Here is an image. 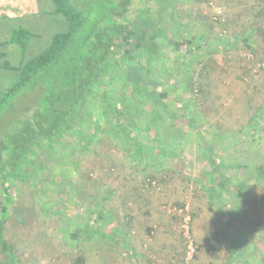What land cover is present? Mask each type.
<instances>
[{"label": "rangeland", "instance_id": "obj_1", "mask_svg": "<svg viewBox=\"0 0 264 264\" xmlns=\"http://www.w3.org/2000/svg\"><path fill=\"white\" fill-rule=\"evenodd\" d=\"M235 1L157 0L166 11L163 17L158 4L132 0L125 20L130 28L113 47L131 56L132 43H137L148 72L159 76L167 90L169 108L196 116L205 128L201 137L132 92L123 76L125 61L109 62L113 55L106 52L104 32L97 30L100 21H115L116 4H109L102 15V3L95 0L97 29L89 46L97 50L95 42L101 41L102 46L100 56L88 62L91 68L112 66L99 72L91 88L95 93L72 116L65 134L70 135L40 141L33 147L32 165L0 182L3 238L20 248L21 264H238L242 259L261 264L264 235L250 231L264 226L249 222H264V208H250L264 195V178H257V168L264 164V66L259 65L264 63V40L248 34L264 28V0H246L242 17L236 19ZM147 6L151 15L143 9ZM248 6L252 9L246 11ZM43 13L29 28L42 38L34 58L52 35L68 27L65 19ZM161 19L168 40L149 26L137 33L140 22ZM245 37L254 46L231 44ZM18 38L25 40L26 35ZM30 40L32 48L38 40ZM15 70L0 77L2 99L9 100L8 107L2 101L0 107V157L32 135L43 138L49 127L41 106L44 86L33 89L31 80L16 95H6L19 81L20 70ZM202 138L214 146L215 160L227 165L221 176L206 160ZM27 148L15 152L26 154ZM219 181L225 189L213 200L209 191L218 190ZM238 183L246 186L241 196L233 188ZM187 217L195 253L186 262L182 226ZM220 222H230L229 228ZM240 222H247V228ZM85 230L99 236L89 238ZM71 234L78 236L74 240ZM241 248L247 253L237 260ZM3 259L0 254V263Z\"/></svg>", "mask_w": 264, "mask_h": 264}, {"label": "trees", "instance_id": "obj_2", "mask_svg": "<svg viewBox=\"0 0 264 264\" xmlns=\"http://www.w3.org/2000/svg\"><path fill=\"white\" fill-rule=\"evenodd\" d=\"M139 1H145L146 4L149 3L156 6L158 4L157 0ZM94 2L95 0H81V2L77 1L75 3L71 2L70 0H51L54 13L56 15L62 16L67 22V30L52 35L51 41L46 49L35 56L34 59L29 60L19 68V81L14 83L6 91V95L8 96H13L14 94L16 95L26 84L31 82V80H34L35 82L33 89L35 88L42 90V87L44 86L46 88H44L45 91L43 92L45 101L41 106L43 109L42 113L46 114V117H44L43 121H45L46 124H49V127L46 128V135L43 136V138L36 139L35 136L32 135L33 137L31 139L26 140L25 145L28 148L25 149V151L29 150L28 153H22L18 155L16 154V149L19 147L24 148L25 145L22 144L20 146L18 145V147L13 146V154L11 151L7 153L5 157L4 155H1L0 161H2L0 163V182L2 179H8L10 175L12 176L14 171H16L18 168L32 165V156L34 154L33 147H36L40 141L45 139L53 140L54 138L58 139L65 136L68 137L70 135H65L69 133L71 128L70 120L80 107V104L83 101L88 100L90 96L95 93L91 88L93 87L92 84L97 80V75L99 72H104L109 69V67L112 66L111 63L114 61L117 62L118 60L125 61V69L123 74L124 80L128 86H130L134 94H140L143 100L146 102H151L152 105L160 108L169 118L174 119L175 122L179 123L186 132H192L196 135L198 134L201 137H204L203 130L205 128L202 126L200 120L196 116L191 115L190 117H187L181 113H176L169 108L166 99L167 90H165L163 87V83L159 76H154V74L148 72L147 67L143 64L139 56V49L135 47V44L137 43H132L130 51L131 56L116 52V49L113 48L116 46L115 43L117 38L125 34L127 29L130 28L129 25H126L125 20L127 19L126 13L128 12V7L132 3V0H99V2L102 3V8H97L101 10L100 12H102V15H105L109 4H116V13L114 15L115 21L111 20V22L107 23V25L105 22L100 21V29L96 28V9L93 4ZM143 9H145V11L150 15L153 13V10L148 6ZM158 9L163 12V17H167L166 11L162 10V8L160 9L159 4ZM118 20L123 21V23L119 22ZM162 22L163 19H161V21H155L152 24H148V22H140L139 25H136V30L138 32L135 31V33L137 32L138 34H141V30L146 29L147 26H149L155 29L154 34L156 36H162L163 39L168 40L166 35L163 33V27L160 26ZM110 28L113 30H110ZM96 29L104 32L103 40H105V48L107 49L106 52L112 54L114 59H112L110 56L111 61L109 62L111 63L109 65L99 67L93 66L91 68L88 59L90 57L96 58L101 54L99 48L102 46V41L100 43L95 42L98 44L97 50L93 45L89 46L92 42H94L93 34ZM252 29L250 30L248 37L251 34L252 37L254 36L257 39L264 40V28L257 27L253 30ZM19 34H26V31L21 30ZM109 35L115 36V41L111 39ZM129 35H131V33L127 35L126 40L128 41L126 43L130 45L131 38L129 37L131 36ZM134 35L135 34H133L132 37H135ZM108 37L109 39H107ZM123 37H125V35H123ZM248 37L240 39L239 41H232L231 44H242L246 45L247 48H250L254 45L248 43ZM98 38L100 39V37ZM20 43L25 46L24 40H20ZM165 74V72H157L156 75H161L164 78ZM152 88H156L158 92H155ZM1 101L4 104V108L9 106V100L6 98H3ZM3 104L0 102V107L1 105L3 107ZM53 120L55 121L54 123ZM71 131L73 130L71 129ZM119 140L120 139H118V141ZM202 141L204 144L203 149L207 153L206 160L213 166L214 174L221 176V169L225 168L227 165L222 164L221 162L218 163L212 154L214 146L208 144L205 138H202ZM86 142L88 141L86 140L84 143ZM120 142L123 146H126V139L123 138L120 140ZM31 152L32 154H30ZM130 153L131 152L129 151V154ZM257 170V178H264V164L260 165ZM153 178L155 177L151 176V180H153ZM225 184L229 185L230 183L228 182ZM245 187L246 186L243 183L233 185L234 190L237 192V196H241L243 194ZM218 188V190L213 189L209 191V196L211 199H217L218 196L223 193L225 185L219 181ZM3 190H5V187ZM7 191L8 190L6 189L4 192L7 193ZM261 203L264 204V198L262 199ZM3 226V220H0V254L1 256H4V259L0 264H21L20 248H15L6 243L2 234ZM84 233H88L86 235L91 237L95 236L97 232L94 231V233L91 234V231L85 230ZM103 235L104 237L107 236L105 234ZM77 236L78 235L76 234H71V237H73L74 240ZM243 253L244 252L242 251L235 253V255H237L236 259L239 260L241 257H243ZM77 262H82L81 256L77 258ZM238 264L253 263L250 261H243L242 259L240 262H238Z\"/></svg>", "mask_w": 264, "mask_h": 264}, {"label": "crops", "instance_id": "obj_3", "mask_svg": "<svg viewBox=\"0 0 264 264\" xmlns=\"http://www.w3.org/2000/svg\"><path fill=\"white\" fill-rule=\"evenodd\" d=\"M71 2L75 0H70ZM86 1V0H83ZM244 3H247L246 0H236L235 5L233 8V16L236 19L237 17H242V10ZM251 10L252 7L248 6L245 10ZM43 11V15H51L55 17V19H64L60 15H56L54 13V8L52 6L51 0H0V77L5 72L8 73L12 70H19L21 65H24L26 62L31 60V58L35 55L34 50H36L35 46L36 43H40V34L34 35V31H29L34 25V17L38 16L39 13ZM259 15V14H258ZM26 31V38L24 40L25 46L20 43V39L18 35L20 31ZM35 37L38 42L34 43V46L31 48V40ZM49 43L51 39H48ZM31 50H33L31 52ZM34 54V55H33ZM34 58V57H33ZM10 88V87H9ZM7 89V88H6ZM7 91V90H6ZM2 93H3V82L2 78H0V102L2 100ZM264 195L256 198V201L253 206L250 205L252 211L254 209L259 210L260 208H264V204L261 203ZM255 211V210H254ZM230 222H220V224L224 225L225 228H229L228 224ZM242 224V228H247V222H240ZM251 226L259 227L264 226V222H249ZM245 224V225H244ZM232 226V222L230 224ZM250 227V226H249ZM232 231H236L235 229H231ZM251 234L254 232L255 236L264 235V230L256 229L251 230ZM250 234V235H251ZM96 237L98 235H95ZM251 241V247L253 248V240ZM255 249H259L258 247V240H256ZM161 247V246H160ZM159 247V248H160ZM250 247V249H251ZM239 252H246L247 248H241L238 250ZM109 253V251H107ZM113 252V251H111ZM117 252V251H116ZM243 253V254H244ZM118 254V253H117ZM122 255V254H121ZM119 256V254L117 255ZM254 264V263H253ZM257 264V263H255ZM261 264H264V255L262 257Z\"/></svg>", "mask_w": 264, "mask_h": 264}, {"label": "built area", "instance_id": "obj_4", "mask_svg": "<svg viewBox=\"0 0 264 264\" xmlns=\"http://www.w3.org/2000/svg\"><path fill=\"white\" fill-rule=\"evenodd\" d=\"M259 65H261L263 67L264 63L259 64ZM183 223L184 224L182 227L185 229L184 230V240H185V258H184V260L187 262L193 258L194 253H195V248H194V240L191 237L189 230H188L189 217L185 218Z\"/></svg>", "mask_w": 264, "mask_h": 264}]
</instances>
